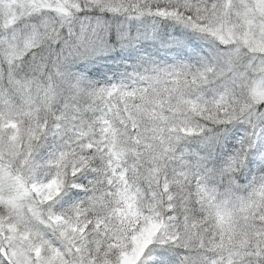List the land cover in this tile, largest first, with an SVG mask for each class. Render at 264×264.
<instances>
[{
  "label": "snow or ice",
  "instance_id": "6c2138e0",
  "mask_svg": "<svg viewBox=\"0 0 264 264\" xmlns=\"http://www.w3.org/2000/svg\"><path fill=\"white\" fill-rule=\"evenodd\" d=\"M0 264H264V0H0Z\"/></svg>",
  "mask_w": 264,
  "mask_h": 264
}]
</instances>
